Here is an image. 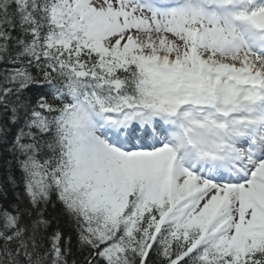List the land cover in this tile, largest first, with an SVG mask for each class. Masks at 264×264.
Instances as JSON below:
<instances>
[{
  "label": "snow or ice",
  "instance_id": "6c2138e0",
  "mask_svg": "<svg viewBox=\"0 0 264 264\" xmlns=\"http://www.w3.org/2000/svg\"><path fill=\"white\" fill-rule=\"evenodd\" d=\"M0 264H264V0H0Z\"/></svg>",
  "mask_w": 264,
  "mask_h": 264
}]
</instances>
